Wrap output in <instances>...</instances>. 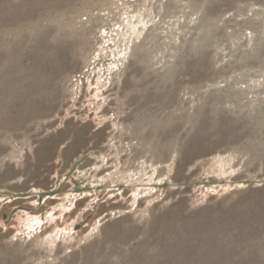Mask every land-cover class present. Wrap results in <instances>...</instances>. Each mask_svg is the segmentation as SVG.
Listing matches in <instances>:
<instances>
[{"label":"rangeland","instance_id":"1","mask_svg":"<svg viewBox=\"0 0 264 264\" xmlns=\"http://www.w3.org/2000/svg\"><path fill=\"white\" fill-rule=\"evenodd\" d=\"M0 264H264V0H0Z\"/></svg>","mask_w":264,"mask_h":264}]
</instances>
